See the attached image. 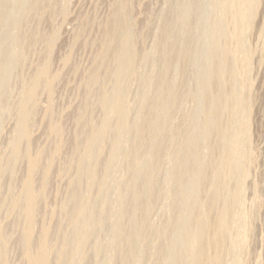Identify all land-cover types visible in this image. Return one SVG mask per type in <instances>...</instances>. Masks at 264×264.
I'll return each mask as SVG.
<instances>
[{"label": "rangeland", "instance_id": "rangeland-1", "mask_svg": "<svg viewBox=\"0 0 264 264\" xmlns=\"http://www.w3.org/2000/svg\"><path fill=\"white\" fill-rule=\"evenodd\" d=\"M213 234L264 264V0H0V264H199Z\"/></svg>", "mask_w": 264, "mask_h": 264}, {"label": "bare ground", "instance_id": "bare-ground-1", "mask_svg": "<svg viewBox=\"0 0 264 264\" xmlns=\"http://www.w3.org/2000/svg\"><path fill=\"white\" fill-rule=\"evenodd\" d=\"M112 28H113V26H112ZM107 31H108V30H107ZM111 33H112V32H111ZM109 37H110V36H109ZM55 78H56V77H55ZM55 78H53V80H56ZM91 79H92V78H91ZM50 80H51V79H50ZM53 80H52V82H53ZM57 81H58V80H57ZM36 87H37V86H36ZM52 90H53V89H52ZM53 91H54V90H53ZM54 94H55V93H54ZM51 96H52V95H51ZM53 96H54V95H53ZM218 104H219V103H218ZM81 107H82V106H81ZM78 108H79V107H78ZM81 109H82V108H80V110H81ZM84 110H85V109H84ZM33 111H34V110H33ZM81 111H83V110H81ZM120 111H121V110H120ZM34 112H35V111H34ZM73 112H74V110H73ZM79 112H80V111H79ZM32 113H33V112H32ZM32 113H31V114H32ZM35 114H36V112H35ZM35 114H34V115H35ZM34 115H33V116H34ZM80 115H82V113H81ZM70 117H71V116H70ZM72 117H73V115H72ZM31 119H32V118H31ZM218 119H219V118H218ZM70 120H72V118H71ZM73 120H74V119H73ZM28 121H29V120H27V122H28ZM30 121H31V120H30ZM30 121H29V122H30ZM215 121H216V119H215ZM29 122H28V123H29ZM31 122H32V121H31ZM218 122H219V121H218ZM25 123H26V122H25ZM216 123H217V122H216ZM216 123H214V124H216ZM220 123H221V122H220ZM218 124H219V123H217V126H218ZM29 125H30V124H29ZM82 125H84V124H82ZM30 126L32 127V125H30ZM25 127H26V125H25ZM108 127H109V126H108ZM110 127H111V126H110ZM27 128H28V127H27ZM54 128H55V127H54ZM83 128H84V127H83ZM30 130H31V129H30ZM52 130H54V129H52ZM64 130H65V129H64ZM28 131H29V128H28ZM54 131L59 132L58 129H56V130H54ZM82 131H83V129H82ZM66 132H67V130H66ZM24 133H25V132H24ZM62 133H63V130H62ZM82 133H83V132H82ZM58 134H59V133H58ZM100 134H101V133H100ZM29 135H30V134H29ZM31 135H32V134H31ZM76 135H77V134H76ZM78 135H79V134H78ZM60 136H61V135H60ZM64 136H65V135H64ZM101 137H102V136H101ZM30 138H31V137H30ZM72 138H73V137H72ZM78 138H79V136H78ZM78 138H77V139H78ZM63 139H64V138H63ZM65 139H66V138H65ZM77 139H76V141H77ZM32 142H33V141H32ZM66 142H67V141H66ZM73 142H74V141H73ZM30 143H31V142H30ZM68 143H69V142H68ZM65 144H66V143H65ZM77 144H78V143H77ZM66 145H68V144H66ZM71 145H72V143H71ZM75 145H76V143H75ZM72 146H73V145H72ZM64 147H65V146H64ZM62 148H63V147H62ZM65 148H66V147H65ZM60 149H61V146H60ZM60 149H59V152L61 151ZM55 150H56V149H55ZM63 150H64V149H63ZM63 150H62V151H63ZM67 150H68V149H67ZM67 150H66V151H67ZM70 152H71V150H70ZM70 152H69V153H70ZM43 153H44V152H43ZM65 153H66V152H65ZM67 153H68V152H67ZM69 153H68V154H69ZM37 154H38V153H37ZM38 155H39V154H38ZM38 155H36V156H38ZM43 155H45V154H42V152H41L40 157H41V158H45ZM53 155H54V154H53ZM57 155H58V154H57ZM36 156H35V157H36ZM42 156H43V157H42ZM64 156H66V155H64ZM38 157H39V156H38ZM38 157H37V158H38ZM47 157H48V156H46V158H47ZM71 157H72V156H71ZM32 158H33V157H32ZM49 158H50V157H49ZM64 158H65V157H64ZM33 159H34V158H33ZM33 159H32V160H33ZM41 160H42V159H41ZM44 160H45V159H44ZM42 161H43V160H42ZM40 162H41V161H39V163H40ZM46 162H47V161H46ZM30 163H31V162H30ZM34 163H35V162H34ZM36 163H37V162H36ZM32 164H33V163H32ZM32 164H31V165H32ZM42 164H43V163H42ZM42 164L40 163V165H42ZM37 165H38V164H37ZM46 165H47V164H46ZM224 165H225V164H224ZM224 165H223V166H224ZM32 166H33V165H32ZM34 166H35V165H34ZM51 166H52V164H51ZM28 167H29V166H28ZM30 167H31V166H30ZM47 167H48V165H47ZM38 168H39V167H38ZM38 168H37V169H38ZM44 168H45V167H44ZM44 168H43V169H44ZM48 168H49V167H48ZM48 168H47V169H48ZM35 169H36V168H35ZM47 169H46V170H47ZM50 169H52V168H50ZM54 169H55V168H54ZM209 169H210V168H209ZM48 170H49V169H48ZM52 170H53V169H52ZM28 171H30V170L28 169ZM44 171H45V170H44ZM220 171H221V170H220ZM40 172H41V171H40ZM46 172H47V171H46ZM36 173H37V172H36V170H35V172H34L35 176H36ZM30 174H32V173H30ZM41 174H42V173H41ZM43 174H44V173H43ZM47 174H49V173H47ZM32 176H34V175H32ZM40 176H41V175H40ZM43 176H45L46 178H48L49 175H48V176L43 175ZM202 176H203V175H202ZM50 177H51V176H50ZM50 177H49V178H50ZM39 178H40V177H39ZM46 178H45V180L43 181V187H45L47 184H49V183H48L49 178H48V180H46ZM206 178H207V177H206ZM33 179L35 180V184H34V188H35V186H36V180H37V179L34 178V177H33ZM209 179H210V178H209ZM220 179H221V178H220ZM39 180H40V182H42L41 179H39ZM42 180H43V178H42ZM207 180H208V179H207ZM30 181H31V180H30ZM37 182H38L37 184L39 185V188H40V184H39L40 182H39L38 180H37ZM33 183H34V182H33ZM218 183H219V182H218ZM202 184H203V183H202ZM24 185H25V184H24ZM30 185H33V184H30ZM41 185H42V183H41ZM49 185H50V184H49ZM49 185H47L45 188L47 189V187H48ZM212 185H213V184H212ZM223 185H224V184H223ZM223 185H222V187H224ZM236 185H237V184H236ZM27 186H29V184H27ZM202 186H203V185H202ZM234 186H235V185H234ZM29 187H30V186H29ZM31 187H32V186H31ZM37 187H38V186H37ZM219 187H220V186H219ZM219 187H218V188H219ZM32 188H33V187H32ZM224 188H225V187H224ZM24 189H25V188H24ZM27 189H28V188H27ZM35 189L37 190V188H35ZM35 189H34V190H35ZM41 189H43V188L41 187ZM41 189H39V191H40ZM219 189H220V188H219ZM227 189H228V188H227ZM36 190H35V191H36ZM32 191H33V190H32ZM37 191H38V190H37ZM37 191H36V192H37ZM42 191H43V190H42ZM47 191H48V190H47ZM202 191H203V190H202ZM204 191H205V190H204ZM213 191H214V190H213ZM219 191H220V190H219ZM233 191H234V190H233ZM36 192H35V193H36ZM44 192H45V191H44ZM191 192H192V191H191ZM221 192H222V191H221ZM25 193H26V189H25L23 195H25ZM30 193H31V192H30ZM38 193H39V192H38ZM42 194H43V193H42ZM47 194H48V193H47ZM47 194H46V195H47ZM36 195H37V194H36ZM40 195H41V193H40ZM40 195H39V197L43 196V195H41V196H40ZM46 195H45V196H46ZM214 195H215V194H214ZM29 196H30V195H29ZM29 196H28V197H29ZM45 196H44V197H45ZM216 196L218 197V195H216ZM230 196H231V195H230ZM25 197H27V196L25 195ZM37 197H38V195H37ZM212 197H213V196H212ZM217 197H216V198H217ZM233 197H234V196H233ZM41 198H42V197H41ZM196 198H197V197H196ZM213 198H214V197H213ZM231 198H232V197H231ZM234 198H236V196H235ZM207 199H208V198H207ZM214 199H215V198H214ZM214 199H213V200H214ZM218 199H219V197H218ZM221 199H222V198H221ZM30 200H31V197H30ZM234 200H236V199H234ZM35 201H36V200H35ZM35 201H34V202H35ZM196 201H197V200H196ZM206 201H207V200H206ZM214 201H215V200H214ZM214 201L212 202L213 204H214ZM26 202H27V201H26ZM37 202H38V200H37ZM41 202H42V200H41ZM231 202H233V201H231ZM29 203H31V202H28V205H30ZM209 203H210V202H209ZM33 204H34V203H33ZM206 204H207V203H206ZM217 204H218V203H217ZM227 204H228V203H227ZM231 204H232V203H231ZM218 205H220V204H218ZM232 205H233V204H232ZM16 206H18V205H16ZM31 206H32V205H31ZM37 206H38V205H37ZM206 206H207V205H206ZM18 207H19V206H18ZM203 207H204V206H203ZM207 207H208V206H207ZM213 207H214V206H213ZM213 207H212V208H213ZM226 207H227V206H226ZM228 207H229V206H228ZM27 208H28V207H27ZM29 208H31V207H29ZM210 208H211V207H210ZM210 208L208 207V209H210ZM214 208H215V207H214ZM38 209L40 210V208H38ZM206 209H207V208H206ZM29 210H30V209H29ZM204 210H205V209H204ZM215 210H216V209H215ZM26 211H27V210H26ZM34 211H35V209H34ZM29 212H30V213H29V215H30L29 218H33V219L35 220L34 222H36V221H37V218L35 219V217H36V215L40 216V215H39L40 212L38 213V211H36V212H37L36 215H35V213L33 212V209H32V211H29ZM204 212H205V211H204ZM214 212H215V211H214ZM214 212H213V213H214ZM221 212H223V211H221ZM26 213H28V212H26ZM208 213H209V212H208ZM210 213H211V212H210ZM231 213H232V212H231ZM22 214H23V213H22ZM205 214H206V213H205ZM211 214H212V213H211ZM223 214H224V212H223ZM225 214H227V213H225ZM29 215H28V216H29ZM218 215L221 216V213L218 214ZM26 216H27V215H26ZM220 216H218V218H219ZM229 216H230V215H229ZM234 216H235V215H234ZM208 217H209V216H208ZM221 217L224 218V215L221 216ZM221 217H220L219 219H221ZM27 218H28V217H27ZM38 218H39V217H38ZM223 218H222V219H223ZM25 219H26V218H25ZM39 219H40V218H39ZM39 219H38V221H39ZM219 219H218V220H219ZM27 220L30 221L29 219H27ZM223 220H225V219H223ZM228 220H229V219H228ZM31 221H32V220H31ZM213 221H214V220H213ZM216 221H217V219H216ZM216 221H215V222H216ZM219 221H220V220H219ZM219 221L217 222V225H218V223H221V222H219ZM221 221H222V220H221ZM226 221H227V219H226ZM226 221H223V222H226ZM34 222H33V223H34ZM210 222H211V221H210ZM215 222L213 223V225L216 224ZM230 222H231V221H230ZM28 223H29V222H28ZM40 223H41V222H39V223L37 222V224H38L37 226H39ZM206 223H207V222H206ZM233 223H235V222H233ZM35 224H36V223H35ZM198 224H201V222H199ZM231 224H232V222H231ZM231 224H230V225H231ZM202 225H203V224H202ZM221 225H222V226H219V225H218V227H223V228H224L225 223H221ZM223 225H224V226H223ZM227 225H228V224H227ZM227 225H226V226H227ZM33 226H34V224L32 225V228H33ZM37 226H36V227H37ZM43 226H44V225H43ZM47 226H48V225H47ZM203 226H204V225H203ZM203 226H199V227L203 228ZM226 226H225V229H226ZM228 226H229V225H228ZM197 227H198V225H197ZM204 227H205V226H204ZM211 227H213V226H211ZM218 227H217V228H218ZM201 228H199V229H201ZM205 228H207V227H205ZM205 228H204V229H205ZM230 228H231V227H230ZM196 229H197V228H196ZM204 229H202V230H204ZM208 229H210V228H208ZM220 229H221V228H220ZM220 229H219V231H220ZM27 230H30V229H27ZM205 230H206V229H205ZM211 230H212V229H211ZM215 230H216V229H215ZM215 230H214V231H215ZM36 231H37V232H40V231L37 230V229L35 230V232H36ZM197 231H199V230L197 229ZM197 231H196V233H197ZM200 231H201V230H200ZM207 231H208V230H207ZM214 231H212V232H214ZM219 231H218V234L216 233L217 235H220V234H219V233H220ZM222 231H223V230H222ZM227 231H228V230H227ZM30 232H31V231H30ZM33 232H34V231H33ZM35 232H34V233H35ZM41 232H42V230H41ZM208 232H209V231H208ZM210 232H211V231H210ZM215 232H216V231H215ZM28 233H29V232H28ZM28 233H27V234H28ZM45 233H46V232H45ZM198 233H199V232H198ZM201 233H202V232H201ZM203 233H204V232H203ZM205 233H206V232H205ZM222 233H224V232H222ZM27 234H26V235H27ZM30 234H31V233H30ZM41 234H42V233H41ZM41 234H40V235H41ZM43 234H44V233H43ZM47 234H48V233H47ZM216 234H215V236H216ZM225 234H226V233H225ZM34 235H35V234H34ZM36 235H37V234H36ZM36 235H35V237H36ZM48 235H49V234H48ZM202 235H204V234H202ZM205 235H206V234H205ZM221 235H223V234H221ZM30 236H31V235H30ZM32 236H33V235H32ZM195 236H196V235H195ZM208 236H209V234H208ZM210 236H211V235H210ZM224 236H225V235H224ZM5 237H6V236H5ZM5 237H4V238H5ZM33 237H34V236H33ZM38 237H39V236H38ZM38 237H36V238H38ZM45 237H46V235H45ZM201 237H202V236H201ZM217 237H219V236H217ZM221 237H222V236H221ZM8 238H9V237H8ZM12 238H13V236H12ZM28 238H29V237H28ZM40 238H41V236H40ZM40 238H39V239H40ZM43 238H44V237H43ZM204 238H205V236H204ZM208 238H209V237H208ZM208 238H207V236H206L205 239H208ZM219 238H220V237H219ZM222 238H223V237H222ZM222 238H220V239H218V238L215 239V238H214V234H213L212 240L215 239V242H214L213 244H211V245H212V247H214L213 249L217 250V253H218V250H219L220 252H222L220 249H221V248H224V247H222L224 244L221 245V242H220V241L222 240ZM24 239H25V237H24ZM34 239H35V238H34ZM34 239H33V241H34ZM39 239H37V240H39ZM41 239H42V238H41ZM41 239H40V240H41ZM197 239H199V238H197ZM201 239L203 240V237H202ZM201 239H199V241H201ZM21 240H22V239H21ZM28 240H29V239H27V241H28ZM30 240H31V239H30ZM212 240H211V241H212ZM7 241H8V240H7ZM43 241H44V240H43ZM47 241H48V240H47ZM14 242H15V241H14ZM25 242H26V239H25ZM39 242H40V241H39ZM41 242H42V241H41ZM197 242H198V240H197ZM202 242H203V241H202ZM43 243H44V242H43ZM199 243H201V242H199ZM209 243H212V242H208V244H209ZM6 244H8V243H6ZM11 244H12V243H11ZM32 244H33V243H32ZM36 244H37V241L34 242V245H36ZM40 244H41V243H40ZM203 244H204V243H202V245H199V244L196 245V251H197V253H198V254H196V255H199V256H200L199 259L196 258V259L199 260V261H196V263H198V262H199V264H218V263H220V262H221V261H220L221 258L219 257L220 254H219V253H218L219 255H218V254H217V255L214 254L215 257L211 258V255H208V254H207V253H210V252H207V249H209L211 245H207L208 248H205V246H206V242H205V246H204ZM14 245H15V244H14ZM22 245L24 246V248L27 249V247H25V245H27V244L24 245V242H23ZM34 245H33V246H34ZM47 245H48V247H49V246L52 245V244L50 243V245H49V243H48ZM229 245H230V244H229ZM3 246H5V245H3ZM3 246H2V247H3ZM31 246H32V245H31ZM31 246H30V247H31ZM33 246H32V248H33ZM5 247H6V246H5ZM10 247H11V246H10ZM17 247H18V246H17ZM34 247L36 248L37 245L34 246ZM39 247H40V246H39ZM42 247H44V246H42ZM48 247H47V248H48ZM51 247H53V246H51ZM226 247H227V246H226ZM20 248H21V247H20ZM7 249H8V248H7ZM18 249H19V248H18ZM50 249H51V248H50ZM50 249H49V250H50ZM213 249H212V250H213ZM228 249H229V248H228ZM21 250H22V249H21ZM30 250H31V249H30ZM30 250H29V251H30ZM32 250H33V249H32ZM225 250H226V249H225ZM11 251H12V250H11ZM13 251H14V250H13ZM16 251H17V250H16ZM37 251H38V250H37ZM208 251H209V250H208ZM24 252H25V250H24ZM33 252L36 253L35 251H32L31 254H32ZM43 252H44V251H43ZM48 252H49V251H47V253H48ZM12 253H13V252H12ZM38 253H39V252H38ZM44 253H45V252H44ZM213 253H215V252H213ZM206 254H207V256H210V258H206ZM211 254H212V253H211ZM222 254H223V253H222ZM222 254H221V255H222ZM9 255H10V254H9ZM24 255H26V254H23V256H24ZM29 255H30V254H29ZM36 255H37V253H36ZM47 255H48V254H47ZM47 255H46V256H47ZM224 255H225V254H224ZM7 256H8V255H7ZM33 256H34V254H33ZM48 256H49V255H48ZM30 257H31V256H30ZM34 257H35V256H34ZM34 257H32V258H34ZM125 257H127V256H125ZM196 257H197V256H196ZM222 257H223V256H222ZM27 258H28V257H27ZM39 258H40V257H39ZM42 258H43V257H42ZM223 258H224V257H223ZM34 259H35V258H34ZM46 259H47V258H46ZM123 259H124V257H123ZM126 259H128V258H125L124 261H125ZM42 260H43V259H42ZM194 260H195V259H194ZM223 260H224V259H223ZM223 260H222V261H223ZM9 261H10V260H9ZM27 261H28V260H27ZM34 261H35V260H33V262H34ZM48 261H49V260H48ZM52 261H54V260L52 259ZM29 262H30V261H29ZM41 262H42V261H41ZM55 262H56V261H55ZM11 263H12V262H11ZM50 263H51V262H50ZM52 263H53V262H52ZM9 264H10V263H9ZM32 264H33V263H32ZM34 264H35V263H34ZM40 264H41V263H40ZM44 264H46V263H44ZM54 264H55V263H54ZM56 264H57V263H56ZM59 264H60V262H59Z\"/></svg>", "mask_w": 264, "mask_h": 264}]
</instances>
